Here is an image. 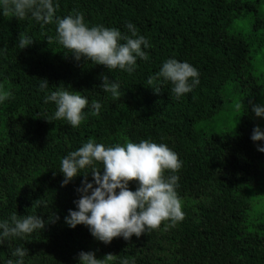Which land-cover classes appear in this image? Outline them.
Segmentation results:
<instances>
[{
	"label": "trees",
	"instance_id": "16d2710c",
	"mask_svg": "<svg viewBox=\"0 0 264 264\" xmlns=\"http://www.w3.org/2000/svg\"><path fill=\"white\" fill-rule=\"evenodd\" d=\"M55 16L81 13L89 27L127 33L136 26L151 47L129 74L76 60L55 42V20L42 25L31 16L0 15V87L11 93L0 104V220L16 213L40 215L43 230L0 245V264L25 247V264H77L81 251L112 264H264V153L251 135L264 118L251 105L264 104V0H54ZM249 26L235 31L243 19ZM33 42L20 49L19 40ZM49 37H53L48 41ZM168 58L199 71V85L176 99L167 82L157 93L148 84ZM120 84V97L101 91L100 77ZM49 91L65 87L101 103L99 115L86 108L77 128L48 121L40 80ZM237 104L240 105L237 108ZM151 139L164 143L183 162L178 196L184 220L163 221L140 237L113 238L105 245L84 225L69 228L84 175L61 186L60 161L89 139L105 146ZM98 169L101 165L97 164ZM103 169H101L102 173ZM165 175H168L166 172ZM89 182L92 173H87ZM135 190L136 182L129 184ZM43 201V204H39ZM14 259V258H13Z\"/></svg>",
	"mask_w": 264,
	"mask_h": 264
},
{
	"label": "clouds",
	"instance_id": "9594fccd",
	"mask_svg": "<svg viewBox=\"0 0 264 264\" xmlns=\"http://www.w3.org/2000/svg\"><path fill=\"white\" fill-rule=\"evenodd\" d=\"M11 13L18 20L31 16L42 25L55 20V42L76 60L82 57L94 64L103 65L107 70H121L133 73L138 67L137 60L147 61V49L151 47L148 39L139 34L132 23H126L127 33L118 28L94 25L89 27L81 13L55 16L54 0H0V15ZM53 37H49L51 41ZM33 40L22 37L20 49L29 46ZM199 71L187 61L168 58L162 62L154 76L148 78V84L155 92L160 91L159 84L153 81L167 82L171 85L170 93L180 99L199 85ZM101 91L110 93L113 98L120 97V84L110 80L107 75L100 77ZM39 90L44 95V103H53L55 110L48 121L64 120L72 128L80 126L86 118L87 108L92 115H99L102 105L98 101L89 104L87 96L77 94L65 87L49 91L48 81L40 80ZM11 96L9 91L0 87V104ZM240 107L239 104L236 106ZM256 117L264 118V104L251 105ZM251 140L264 142V130L253 129ZM257 151L264 153V143L257 144ZM101 165L98 169L96 165ZM183 162L178 155L164 143L149 139L139 142L125 141L112 146H105L89 139L77 150L69 152L60 161L59 172L63 179L61 186L68 185L75 177L83 174L84 180L77 189L79 199L74 201L75 210L69 209L64 222L69 228L84 225L90 234L105 245L113 238L129 240L133 235L140 237L148 230L158 229L163 221L166 226L174 227L184 220L182 203L177 193L179 177L177 173ZM101 169H103L101 173ZM91 171V182L87 173ZM168 175H165V173ZM135 181V190H130V182ZM39 201V204H43ZM59 219L49 217L45 221L40 215L19 216L16 213L0 220V245L13 238L23 239L38 230H43L46 223ZM28 250L16 247L6 264H25ZM113 254L97 258L93 251H81L77 264H112ZM120 264H129L122 260Z\"/></svg>",
	"mask_w": 264,
	"mask_h": 264
},
{
	"label": "rangeland",
	"instance_id": "374dc122",
	"mask_svg": "<svg viewBox=\"0 0 264 264\" xmlns=\"http://www.w3.org/2000/svg\"><path fill=\"white\" fill-rule=\"evenodd\" d=\"M249 26V22L245 21L243 19H238L233 25L232 29L235 31H243V29H246Z\"/></svg>",
	"mask_w": 264,
	"mask_h": 264
}]
</instances>
